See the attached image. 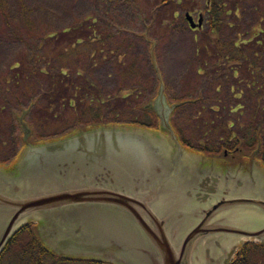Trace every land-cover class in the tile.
I'll return each instance as SVG.
<instances>
[{"label":"water","instance_id":"95a60500","mask_svg":"<svg viewBox=\"0 0 264 264\" xmlns=\"http://www.w3.org/2000/svg\"><path fill=\"white\" fill-rule=\"evenodd\" d=\"M145 108L164 133L92 127L26 142L0 167V253L29 222L54 254L112 264H226L244 242L264 244V169L181 147L162 83Z\"/></svg>","mask_w":264,"mask_h":264},{"label":"rangeland","instance_id":"374dc122","mask_svg":"<svg viewBox=\"0 0 264 264\" xmlns=\"http://www.w3.org/2000/svg\"><path fill=\"white\" fill-rule=\"evenodd\" d=\"M112 1L113 4H106L102 0H0L2 5L0 7V161L8 162L7 160L15 154L21 145V132L15 116L20 113L22 108H27L38 93L42 94L46 87L44 77L38 76L35 79L29 77L25 68L18 65V62L24 59V55L29 53L27 46L29 40L25 30L21 31L19 37H14L11 30L6 28L4 32L2 28L5 15L7 16V24L11 27L17 26L15 23L27 15L33 16V14L29 15L25 12L32 9L31 5L33 4L40 6L37 22H42V25L47 23L54 28H63L76 23L75 21L87 14L99 16L102 22H106V25L110 27L108 33H113V36L115 34L114 39L116 38L121 45L117 48V53L113 54V56L120 55L118 63L121 64V61L125 60L124 64L127 65L131 62L130 57H134L137 61L138 65L135 69L139 72L136 77L143 85L137 91L138 93L136 89L133 91L134 95L137 94L135 103H138L137 100L140 102L145 95H147L146 99L156 95L158 83L155 71L157 70L162 77L165 94L170 102L187 101L191 97H196L198 99L196 102L199 103L191 104L192 106L186 104L180 107L174 118V122L182 134L191 138V142L194 141L192 142L194 147L199 149L200 144L204 143L207 138L206 135H201L204 133L203 127L199 128L200 124L198 128L191 127L190 116L196 115L198 110H202L197 115V118H201V124L211 125V129L215 125L220 126L221 123L228 122V120L236 121L238 116L243 118L245 112L238 110L237 105L246 103V97L243 95L238 98V92L240 90L245 91L246 86L240 82L241 77L233 73L234 64L229 63L230 66L225 69L227 63L218 58V54L215 52L216 48L211 44L210 37L205 32V19L200 30H191L187 23L181 22V18L184 19L186 13H189L195 22L200 15L205 17L204 0H190V3H185L182 9L176 7L175 15L177 18H174L172 25H168V30L165 22H161L165 16L164 10L156 6L154 0ZM246 7L248 10L246 19L256 20V15L251 9L253 7L262 9L264 0H254L248 3ZM232 21L235 20L232 19ZM243 27V30H247L246 26ZM229 33L228 28L221 31L222 41L223 39L231 40L227 38ZM144 34L148 37L147 39ZM263 35L264 33H262ZM244 36L248 37L246 34ZM127 44L132 45L130 53H128L129 48L124 51ZM249 44H254V42ZM258 47L260 46H257L256 49ZM151 51L154 55V62L150 59ZM123 52H127V55L121 57ZM217 60L219 61L217 62ZM203 62L210 63L208 66L209 73L206 71V74H197V64H202L201 66L205 67ZM118 63H115V66L120 65ZM223 68V75L220 77V71ZM262 69L264 70V66ZM28 71L30 73V70ZM118 71V67L113 70L112 67L105 65L96 72L95 76L99 86L103 89V93L104 91L113 92L121 86ZM18 74L19 76H17ZM23 75H25V79L27 77L26 84L22 82ZM95 76L92 75L93 78ZM45 78L47 80V76ZM31 80L35 86L31 87ZM129 82L132 83L133 80H129ZM217 85L222 87L223 91L222 94L219 93V96L215 92ZM147 92L148 94H146ZM218 99H221L223 109L217 110L215 107L213 111L210 106H204L203 109L199 108L201 103L214 107ZM78 102L75 103V106L79 108ZM41 106H45L44 102ZM55 107L53 104L51 116L47 114L44 119L38 120L40 113L35 112L30 117H26L34 131L32 140L38 136L41 138L57 136L63 129L67 128L65 119L72 112V109L67 106ZM64 108L65 110L68 109L70 113L66 112ZM133 112L131 114L134 116L135 114L138 116L142 114L137 106ZM240 112L242 115L239 114ZM140 117L142 118V116ZM33 120H36L37 123H33ZM256 120L262 121L259 118ZM262 122V127H264V121ZM232 129L237 130L236 124L233 125ZM196 135L200 138H196ZM250 261L260 262V264L262 262L260 258L252 259L251 256Z\"/></svg>","mask_w":264,"mask_h":264},{"label":"trees","instance_id":"16d2710c","mask_svg":"<svg viewBox=\"0 0 264 264\" xmlns=\"http://www.w3.org/2000/svg\"><path fill=\"white\" fill-rule=\"evenodd\" d=\"M102 1L106 4H113L112 0ZM154 1L156 6L164 10L165 16L161 19V22H165L167 30L169 29L168 25H172L174 18H177L175 15L176 7L182 9L185 3H190V0ZM253 1L204 0L205 32L210 37L211 44L216 48L215 52L218 54V58L227 62L225 69L230 66L228 65L229 63H232L234 64L233 71H236L237 63L241 59L245 62L244 58L250 55L253 49V44L248 42L242 45V43H239V39L258 40L260 46L259 66L261 74H264L262 69L264 66V35L262 36V33H264V7L262 9L254 7L251 9L256 15V20L246 19L248 14L246 5ZM0 7H2L1 4ZM31 7L32 9H28L25 12L29 15L33 14V16L27 15L21 21H17L15 23L17 26H9L6 15L4 23H2L4 32L8 28L12 31L14 37H19L21 31L25 30L29 40L27 43L29 53L24 55V59L20 60L18 65H22L25 68L27 76L34 77V79L40 76L45 79L44 84L46 87L43 89L42 94L38 93L33 99L32 107L28 111V117L33 112L40 113L38 120L44 119L47 114L51 116L54 104L57 108L67 106L72 109L71 115L70 111L64 108L70 114L65 119L67 128L58 133L59 135H65L77 129H84L89 125L111 122L131 123L148 129H158L156 114L150 109L143 108V104L150 97L146 99L147 95H145L140 102L137 100L138 103H135L137 94L134 95L133 91L135 89L136 92L139 91L143 85L136 77L139 72V70L136 71L135 69L138 65L137 61L134 57H130L131 62L127 65L124 64L125 60L121 61V64L118 63L120 55L113 56V54L117 53L116 50L121 45L116 38L114 39L115 34L113 36V33H108L110 27L106 25V22H102L99 16L87 14L75 21L76 23L63 28H54L47 23H43L44 25H42V22L38 23L37 17H39L38 12L40 10L38 9L40 6L33 4ZM106 8L105 10H107ZM184 19L181 18L182 23H186ZM232 19L235 21H232ZM243 26H246L247 30H243ZM225 28L229 29L230 33L227 38L232 41L225 39L222 41L221 31ZM245 34L248 37L244 36ZM121 42L123 43V41ZM127 48H129V52H127L130 53L132 45L127 44L124 51ZM127 52H123L121 57L127 55ZM219 55L221 56L219 57ZM112 63H114V68H119L118 74L121 86L113 92L104 91L106 93L104 95L103 89L99 86L100 84L96 79L95 72L100 65H110ZM115 63L120 65L115 66ZM201 65L197 64V67L201 68L202 72H208V66L203 67ZM28 70H30V73H28ZM22 78V82L25 83L27 77L25 79V75H23ZM260 78V90L256 94L259 104L254 103L255 106L253 108L250 106V108H247L244 114V125H251V119L256 112H258L259 119L264 120V76L261 75ZM129 80H133V82L130 83ZM30 83H32L31 87L35 86L32 80ZM247 99H250V103L254 102L250 93H248ZM77 101H79L77 103L80 105L79 108L75 106ZM43 102L45 106H41ZM63 102L64 105H62ZM136 106L142 112L139 116L131 114L134 113ZM48 111L49 113H47ZM52 117H55V115H52ZM262 121H259V123L261 124ZM33 123L36 124L37 121L33 120ZM231 124L233 123H228L227 126L229 127ZM42 139L44 138H41V136L37 137V140ZM263 254L264 244L252 241L246 242L237 249L234 257L227 264H260V262L250 261V256L252 259L260 258L261 264H264ZM0 264L104 263L54 254L37 236L35 226L29 223L20 227L9 239L0 254Z\"/></svg>","mask_w":264,"mask_h":264},{"label":"flooded vegetation","instance_id":"af4514ba","mask_svg":"<svg viewBox=\"0 0 264 264\" xmlns=\"http://www.w3.org/2000/svg\"><path fill=\"white\" fill-rule=\"evenodd\" d=\"M254 42L252 53L248 55L245 59V62L243 59L240 60V62L237 63V69L235 74L240 78V82L246 86L245 91L240 90L238 92V95L240 98L241 96L246 97V103L237 105L238 110H242V112H246L247 108L250 106L253 108L254 103L259 104V100L257 98V93H259L260 90V83L261 78L260 76H264V74H261V69L259 66V47L256 49L257 46H259L258 40L253 39H247V38H241L239 39V43L245 44L248 42ZM221 55H219L220 57ZM221 61L224 62V59H221ZM225 63H227L225 61ZM210 65V64H209ZM208 65V66H209ZM105 65L99 66L96 70V72L99 69H102ZM108 67H112L114 70V63L110 65H106ZM205 66L207 64L205 63ZM224 68L222 71H220V77L223 75ZM95 72V74H96ZM197 74L202 73L200 68L197 67L196 69ZM206 74V71H204ZM217 73V72H215ZM235 77V76H234ZM224 87V86H223ZM216 94L219 96L223 93L222 87L220 88L219 85L215 88ZM220 93V94H219ZM248 93L252 95L253 103H250V99H247ZM221 99H223L221 97ZM221 99H218V101L214 104V107L212 105H207L205 103H201L200 109H203L205 106H210L212 110L214 111L215 107L218 109H223V104ZM198 99L196 97L192 98L188 102L182 101V106L186 104H193L199 103L196 102ZM250 104V105H249ZM192 106V105H191ZM245 107V108H244ZM249 107V108H250ZM244 109V110H243ZM200 111L198 110L197 114L194 116H190L191 120V127L198 128L199 124L200 127H203V133L201 135H206V141L202 144H200L199 149L197 147L193 146L194 141L191 142V138H188L184 136L179 129L178 125L174 122L175 121V114L172 118V127L173 130L177 136V139L180 141V143L186 147L190 151H194L197 153L203 154L207 159L214 161L222 166L225 165H248L252 163H256L262 168H264V127H262L256 119L259 118L258 112H256L251 119V125H244L245 118L238 116L236 121L228 120L231 124L229 127L227 126V121L225 123H221L220 126H214L212 129L210 126H207L205 124H201V118H197V115L200 114ZM240 112L239 114L242 115ZM206 122V121H205ZM212 123V122H211ZM237 126V130H233V125ZM196 138H200L197 135Z\"/></svg>","mask_w":264,"mask_h":264}]
</instances>
